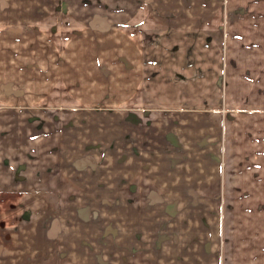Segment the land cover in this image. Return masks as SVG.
<instances>
[{
	"label": "crops",
	"instance_id": "obj_1",
	"mask_svg": "<svg viewBox=\"0 0 264 264\" xmlns=\"http://www.w3.org/2000/svg\"><path fill=\"white\" fill-rule=\"evenodd\" d=\"M87 117L126 126L108 184ZM89 183L127 203L69 223L85 264H264V0H0V264Z\"/></svg>",
	"mask_w": 264,
	"mask_h": 264
},
{
	"label": "rangeland",
	"instance_id": "obj_2",
	"mask_svg": "<svg viewBox=\"0 0 264 264\" xmlns=\"http://www.w3.org/2000/svg\"><path fill=\"white\" fill-rule=\"evenodd\" d=\"M228 20L232 21L234 20V18H229ZM95 118L96 117L86 118L87 132H82V134L88 137V144L86 146L87 152L94 151L93 149H95L101 157V168L99 171L100 178L97 179V185L101 183L108 184L110 183V176L115 172L126 173V126L125 123L122 126L120 125V130L117 131L119 133L118 135H120V143L124 146L112 147V143L114 140H111L112 136L110 130H103L110 127L109 117H107V120L106 118L97 119L102 123L101 126L96 122ZM53 119L55 122L59 121L58 117H53ZM96 140L97 142H93ZM95 143L98 144L94 145ZM72 150L77 151L78 149L72 147ZM50 167H52V164H50ZM91 180L92 182L94 181V179ZM88 186L91 188V190L87 191V195L82 192H78L79 194H75V192L72 195L60 193L57 195H50V197H48V199H50V224L53 223L58 229V232L56 233L58 235L56 237H52L50 235V242H54V244L50 243V264L89 263L90 260H85L86 254L79 253L81 247L79 243L80 237H78L79 233L77 232L81 230V227H77L74 224L69 223H74L73 220L81 221V219L85 221L95 220L97 218L96 216L98 215V209L100 210L101 208L110 213V206L112 205V203L116 206L119 205V209H125L121 208L122 205H125V203H127V198L125 196H108L103 194L102 196H99L98 194H92V192L95 191L94 183H89ZM45 203V199H39V207H43ZM68 211H71V215H68L70 214ZM25 213L28 217L31 214H42L41 211L33 213L32 209H27ZM62 219H65V222L67 224L65 227L63 226V229L61 231L63 223ZM84 223L85 224L80 222V224L83 225L90 224L89 222ZM60 239L63 242H60ZM65 244H68L67 248ZM96 246L97 244H91V249H94ZM40 248L46 250L47 245L43 244L40 246ZM84 250L87 249L84 248ZM70 258L72 259V261L70 260ZM105 258L102 264H105ZM26 262L30 263V261Z\"/></svg>",
	"mask_w": 264,
	"mask_h": 264
},
{
	"label": "built area",
	"instance_id": "obj_3",
	"mask_svg": "<svg viewBox=\"0 0 264 264\" xmlns=\"http://www.w3.org/2000/svg\"><path fill=\"white\" fill-rule=\"evenodd\" d=\"M227 17H228V18H232V19H233V18H234V15H233V13H232V12H229V13L227 14Z\"/></svg>",
	"mask_w": 264,
	"mask_h": 264
}]
</instances>
